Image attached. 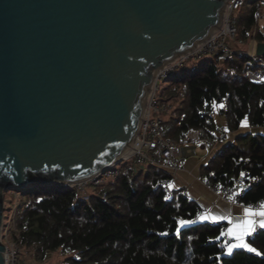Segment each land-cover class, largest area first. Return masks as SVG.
Masks as SVG:
<instances>
[{"label": "water", "instance_id": "obj_1", "mask_svg": "<svg viewBox=\"0 0 264 264\" xmlns=\"http://www.w3.org/2000/svg\"><path fill=\"white\" fill-rule=\"evenodd\" d=\"M226 1L0 0V264L5 192L119 164L154 73L206 39Z\"/></svg>", "mask_w": 264, "mask_h": 264}, {"label": "trees", "instance_id": "obj_2", "mask_svg": "<svg viewBox=\"0 0 264 264\" xmlns=\"http://www.w3.org/2000/svg\"><path fill=\"white\" fill-rule=\"evenodd\" d=\"M260 8V0H245L237 17V41L257 36L264 41L258 28ZM233 47V59H194L192 75L175 78L164 91L159 85V100L169 107L164 113L166 138L182 144L190 131H197L213 140L220 111L230 131L244 120L264 126V79L246 77L250 57L236 43ZM139 165L138 158L121 161L119 177L93 188L88 200L73 188L18 189L23 192L18 204L22 212L10 237L39 261L62 252L66 264H264V229L248 238L256 251L227 252L222 224L192 222L199 204L182 190L166 193L163 183L173 178L169 171L150 164L136 171ZM200 175L225 187L242 176L249 188L241 202L264 199V134L238 136L202 166Z\"/></svg>", "mask_w": 264, "mask_h": 264}, {"label": "built area", "instance_id": "obj_3", "mask_svg": "<svg viewBox=\"0 0 264 264\" xmlns=\"http://www.w3.org/2000/svg\"><path fill=\"white\" fill-rule=\"evenodd\" d=\"M244 3L245 0H227L223 11L224 19L219 26L213 30L206 39L198 42L193 48L164 65L156 74V79L151 85L150 92L147 94L144 113L135 134L137 142L136 151L131 156L122 158L123 160L131 161L136 157L140 160L141 165H154L169 171L174 176L185 168V157L195 152L196 147H213L229 136L230 130L228 127L226 125L217 124L215 129L216 136L213 140L201 138L197 131H190L185 143L182 144L166 138L164 136V113L168 111L169 107L160 102L158 90L160 81L167 78L174 69L179 67L186 60L214 57L217 55L223 60L233 59L235 55L233 44L237 42V17ZM260 5L264 9V0H260ZM259 17H261V15ZM247 54L250 59L244 65L246 77L256 82L263 80L264 73L262 69L264 67V59L256 55L255 51L247 52ZM217 114L219 116H224L221 111ZM119 175L120 169L114 164L100 170L98 173L88 178L75 182H59L56 185L67 189L73 188L77 191L81 200H88V188H97L108 181H114ZM170 182L171 179H168L163 183L164 190L168 195L172 193ZM209 185L222 199L236 204H243L241 198L244 192L249 188V185L242 176L230 187H225L221 184ZM183 193L188 197L187 192ZM245 205L253 210H264V199L257 203ZM203 213L204 210L199 207L192 222L199 221ZM224 239H226V237H224ZM19 251L20 246L18 243L10 247L6 245V251L4 253L5 264H15V255Z\"/></svg>", "mask_w": 264, "mask_h": 264}, {"label": "crops", "instance_id": "obj_4", "mask_svg": "<svg viewBox=\"0 0 264 264\" xmlns=\"http://www.w3.org/2000/svg\"><path fill=\"white\" fill-rule=\"evenodd\" d=\"M261 9L263 8L261 7ZM260 15L262 16L263 13L261 12ZM252 48V51H255L253 46ZM252 51L250 50L249 52ZM215 121L216 124L226 125V119L224 116L216 114ZM249 133L264 134V127L251 126L247 120H244L241 126L235 131H230L229 136L221 143L216 144L213 147H196L195 152L190 153L185 157V168L175 174L170 182L171 190H182L183 192H187L188 197L196 201L204 210L203 215L199 219L200 221L210 222L212 224H222L224 237H226L227 240H230L229 242L226 241V250L229 253L235 249L245 247H234L229 251V244H237L239 242L233 236L228 235V229L233 228L236 224L242 221L249 219L253 220V230L248 235L244 236V242L248 244L249 237H251L257 230L264 229L260 226V221L264 220V217L259 215H248L245 210H250L253 213H259L264 210H253L245 204H236L231 201H225L212 189L207 181L202 179L200 174L202 166L207 165L224 146L233 142L238 136ZM204 217H207V219H204Z\"/></svg>", "mask_w": 264, "mask_h": 264}, {"label": "rangeland", "instance_id": "obj_5", "mask_svg": "<svg viewBox=\"0 0 264 264\" xmlns=\"http://www.w3.org/2000/svg\"><path fill=\"white\" fill-rule=\"evenodd\" d=\"M260 11L263 13V15L259 17L258 27L260 31L264 33V11L261 8H260ZM258 43H259V36L247 42L237 41L236 46L237 48L241 50H246L247 52H249L250 50L252 51L253 49L252 46L256 48V45ZM194 62H195L194 59L184 61L178 68L172 71L168 79L161 80L159 84L161 91L168 89L170 84L173 83L175 78L181 77L185 73L192 75L195 69V66H193ZM120 164L121 162L119 164H116V167L120 168ZM45 186L46 187H44L43 189H47V190H55L57 188L56 183L47 184ZM26 187H30L35 190L39 188V184L32 183ZM91 190H92L91 188H88V192H90ZM22 196H23V192L17 191V190L5 192L4 218H3L1 237H2L3 242L9 247L12 246L13 244H16V242L12 240L10 235L13 229H15V224L18 220V217L20 216L22 212V208L18 209V204L20 203ZM69 255L73 256L74 254L70 253ZM15 256H16L15 264H66L65 258L67 257V255L62 254V252H55V253L50 254V256L46 260L39 261L36 258H34L28 251L21 248V246H20V251L17 252Z\"/></svg>", "mask_w": 264, "mask_h": 264}, {"label": "snow or ice", "instance_id": "obj_6", "mask_svg": "<svg viewBox=\"0 0 264 264\" xmlns=\"http://www.w3.org/2000/svg\"><path fill=\"white\" fill-rule=\"evenodd\" d=\"M245 211L248 215H259L264 217V211H260L259 213H253L247 209ZM204 219H207V217H204ZM181 223L183 224L186 222L181 221ZM253 224L254 221L249 219L236 224L233 228L228 229V235L233 236L239 242L237 244H229V251H231V249L234 247H245L248 248L250 251H256L254 248H250V246L244 242V236L248 235L253 230ZM260 226L264 228V220L260 221ZM222 235H224V233H222Z\"/></svg>", "mask_w": 264, "mask_h": 264}, {"label": "bare ground", "instance_id": "obj_7", "mask_svg": "<svg viewBox=\"0 0 264 264\" xmlns=\"http://www.w3.org/2000/svg\"><path fill=\"white\" fill-rule=\"evenodd\" d=\"M223 19H224V14L222 13L220 23L223 21ZM160 69H161V68H160ZM160 69L157 70V71L154 73V77H153V81H152V83L154 82V80H155V78H156V76H157L156 74L160 71ZM152 83H151V84H152ZM151 84H150V87H149V91H148V92H150V90H151ZM136 148H137V142H136V138H135V136H134L133 140H132L131 143L128 145V147H126L125 150L121 153L120 157H121V158H125V157H129V156H131V155L136 151Z\"/></svg>", "mask_w": 264, "mask_h": 264}]
</instances>
